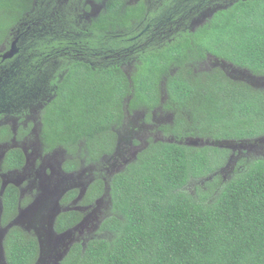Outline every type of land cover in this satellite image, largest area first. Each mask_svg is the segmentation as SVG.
<instances>
[{
  "label": "trees",
  "instance_id": "obj_1",
  "mask_svg": "<svg viewBox=\"0 0 264 264\" xmlns=\"http://www.w3.org/2000/svg\"><path fill=\"white\" fill-rule=\"evenodd\" d=\"M34 2L0 0V32L6 34L8 26L29 13ZM132 9L121 0L107 3V12L92 28L95 36L87 41L106 43L111 36H105L104 30L113 22L128 26ZM218 19L220 22L205 32L222 35L214 38L222 55L264 74V0L240 2ZM111 44L120 43H107ZM194 48L182 46L181 59L188 58L187 50ZM210 48L217 51L215 46ZM172 51L171 47L169 54L163 50L148 53L142 58L140 72L131 78L119 66L95 72L85 61H73L46 110V143L61 145L75 155L89 154L86 161H97L112 151L113 124L121 121L127 105L135 106L126 101L128 98L144 99L149 108L158 106L157 83L162 74L167 77L165 94L171 101L165 105L180 107L171 130L176 140L183 139V131L210 140L264 135V89L242 84L209 87L204 94L197 86L178 87L179 82L192 79L168 71ZM182 109L192 117L182 119ZM229 157L227 148L151 142L112 180V207L101 223V231L109 233L86 245L72 244L62 264H264V155L238 161L230 177H224L222 170ZM210 176L195 192L189 190L191 181ZM103 189V184L93 185L91 201ZM75 193L71 190L66 200L73 199ZM5 209L4 224H9L16 217L14 207ZM81 219L80 212L64 210L56 220V229L62 232ZM5 251L10 264H35L39 241L20 226H13L5 239Z\"/></svg>",
  "mask_w": 264,
  "mask_h": 264
},
{
  "label": "flooded vegetation",
  "instance_id": "obj_2",
  "mask_svg": "<svg viewBox=\"0 0 264 264\" xmlns=\"http://www.w3.org/2000/svg\"><path fill=\"white\" fill-rule=\"evenodd\" d=\"M110 1L35 0L29 13L15 25L8 26L6 34L0 32V264H10L5 239L12 227L8 229L3 220L7 206L14 207L13 213L17 216L45 186L50 189L53 184L62 183L70 187L60 200L61 213L75 210L82 214V219L79 224L59 232L56 218L55 235L69 232L68 239L65 237L55 246L52 241L47 242V246L56 248L49 256H41L39 263L62 264L70 242L86 245L91 239L109 233L101 231V223L112 207V180L126 171L151 142L173 140L185 144L188 138L210 140L189 135L188 131H183V139L176 140L171 136L180 107L165 105L170 100L165 94L167 77L162 74L157 83L160 90L158 106L149 108L148 102L138 97L126 100L135 106L127 105L121 121L113 124L109 144L114 146L110 153L102 154L95 162H88L89 154L75 155L61 145L50 147L44 131L46 110L56 96L58 82L68 73L73 61H85L95 72L109 65L119 66L131 78L140 72L142 58L148 53L163 50L169 54L172 47L175 51H172L168 71L192 79L179 82L178 87L197 86L204 94L208 93L204 89L209 87H239L242 84L264 89V74L227 59L214 41L222 35L205 32L220 22L219 15L246 0H121L125 6L135 8L129 13L133 16L129 18V25L111 23L103 33L111 38L108 37L106 43L100 41L93 45L87 39L95 36L92 28L107 12ZM58 40L60 45L55 44ZM112 40L120 44L107 45ZM45 42L49 44L41 48ZM187 45L195 48L188 49V58L181 59V47ZM13 46L16 48L14 53L7 57ZM212 46L221 54L211 49ZM199 101L203 102L202 99ZM181 111L185 116L182 119L192 117L185 109ZM167 118L173 120L169 122ZM233 141L238 146L244 142L246 148L228 149V165L232 162L236 165L242 159H257L264 154V135ZM222 175L226 177L224 170ZM98 183L103 184L104 189L91 201L90 190ZM71 190H76L75 196L66 200ZM64 200L68 201L67 206H64ZM98 205L100 210L95 213L94 208ZM92 216L86 233L82 234L88 236L81 240L74 238L72 235L85 221L88 225ZM20 227L38 239L34 228Z\"/></svg>",
  "mask_w": 264,
  "mask_h": 264
},
{
  "label": "water",
  "instance_id": "obj_3",
  "mask_svg": "<svg viewBox=\"0 0 264 264\" xmlns=\"http://www.w3.org/2000/svg\"><path fill=\"white\" fill-rule=\"evenodd\" d=\"M15 47H12V51L7 55V57L11 56ZM173 142V140H169ZM185 144L190 146H216L219 148H227V149H236L238 147H245V143H238L233 140H203L197 138H188L185 141ZM228 165V164H227ZM225 168H223L224 170ZM222 170V172H223ZM213 177V176H212ZM207 177L206 179H209ZM70 189L69 186L63 184H53V186L49 189L46 186L43 188L42 193H40L34 201L21 213H19L9 224L8 229L13 226H28L29 228H34L38 235L39 245H40V259L39 263H41L42 258L49 256L52 251L56 247L55 244L60 240H65V236L69 234V232H65L59 236H56L54 233V223L57 218L60 208V200L63 195ZM2 241V240H1ZM53 242L54 246H47V242ZM71 241V240H70ZM71 243V242H70Z\"/></svg>",
  "mask_w": 264,
  "mask_h": 264
},
{
  "label": "rangeland",
  "instance_id": "obj_4",
  "mask_svg": "<svg viewBox=\"0 0 264 264\" xmlns=\"http://www.w3.org/2000/svg\"><path fill=\"white\" fill-rule=\"evenodd\" d=\"M173 119H171V118H167V121H169V122H171ZM240 148H242V147H240ZM244 148H246V146L244 147ZM264 153V152H263ZM262 154V153H261ZM262 155H264V154H262ZM234 165V162H232V164H230V165H227V166H225V169H224V173H225V175H226V177H230V175L232 174V168L234 167L233 166ZM227 171V172H226ZM212 176V175H211ZM208 180V179H207ZM207 180H203V181H198V180H193V181H191V183H190V185L188 186L189 187V190L191 191V192H195L196 191V189H197V187L199 186V185H202V184H204L205 183V181H207ZM58 184V183H57ZM60 184H62V183H60ZM65 195V194H64ZM63 195V196H64ZM62 207V202L60 201V208ZM100 210V205H98V207L97 208H94V211H95V213H98V211ZM61 214V211H59V213H58V215H60ZM58 215H57V217H58ZM93 219V216L89 219V223H88V225H87V222L85 221L82 225H81V227L79 228V230L76 232V233H74L72 236H74V238H79V240H81L83 237H87L88 235L87 234H84V235H82L83 233H86V230H87V228H86V226L88 227L89 226V224H90V221ZM80 232H81V234H80ZM80 235H82V236H80ZM66 237V236H65ZM66 239H68L67 237H66ZM73 243L71 242V244H69V248H70V246L72 245Z\"/></svg>",
  "mask_w": 264,
  "mask_h": 264
},
{
  "label": "clouds",
  "instance_id": "obj_5",
  "mask_svg": "<svg viewBox=\"0 0 264 264\" xmlns=\"http://www.w3.org/2000/svg\"><path fill=\"white\" fill-rule=\"evenodd\" d=\"M204 146H205V145H204ZM213 176H214V175H213ZM203 180H207V179H201V180L198 179V181H203Z\"/></svg>",
  "mask_w": 264,
  "mask_h": 264
}]
</instances>
